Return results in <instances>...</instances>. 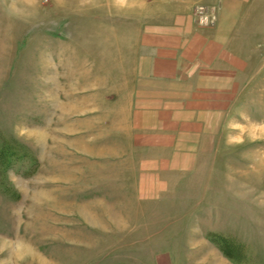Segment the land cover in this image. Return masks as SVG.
<instances>
[{
	"label": "rangeland",
	"instance_id": "obj_1",
	"mask_svg": "<svg viewBox=\"0 0 264 264\" xmlns=\"http://www.w3.org/2000/svg\"><path fill=\"white\" fill-rule=\"evenodd\" d=\"M149 1L0 0V264H264L261 52L250 53V67L241 73L250 82L226 102L219 134H210L218 147L205 150L197 172L179 185L184 196L164 198L177 201V214L162 211L160 220L176 225L78 228L68 219L72 213L57 212L63 207L56 204L63 187L57 173L62 178L64 166L43 167L49 148L40 141L47 124H55L56 92L67 87L74 64L88 62L89 54L104 57L105 30L121 27L115 19L121 8ZM199 6L215 11L210 24L197 18ZM214 9L197 4L195 23L215 26ZM209 121L217 128L220 118Z\"/></svg>",
	"mask_w": 264,
	"mask_h": 264
},
{
	"label": "crops",
	"instance_id": "obj_2",
	"mask_svg": "<svg viewBox=\"0 0 264 264\" xmlns=\"http://www.w3.org/2000/svg\"><path fill=\"white\" fill-rule=\"evenodd\" d=\"M197 4L218 11L215 26L195 23ZM116 14L121 27L105 30L107 54L74 64L56 92L55 124L40 140L55 154L43 155V167L64 166L57 212L72 213L73 227L171 228L160 214L176 215L178 203L164 198L184 196L179 185L218 147L210 134L250 82L241 74L250 53H264V0H152Z\"/></svg>",
	"mask_w": 264,
	"mask_h": 264
},
{
	"label": "built area",
	"instance_id": "obj_3",
	"mask_svg": "<svg viewBox=\"0 0 264 264\" xmlns=\"http://www.w3.org/2000/svg\"><path fill=\"white\" fill-rule=\"evenodd\" d=\"M215 10V9H214ZM215 11L209 10L204 6H199L196 11V16L200 20L201 24L207 25L212 22V13Z\"/></svg>",
	"mask_w": 264,
	"mask_h": 264
}]
</instances>
